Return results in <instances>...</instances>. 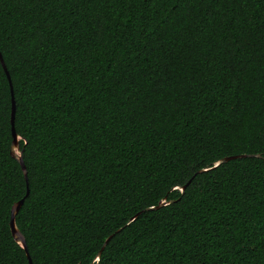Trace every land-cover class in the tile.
I'll list each match as a JSON object with an SVG mask.
<instances>
[{
    "label": "trees",
    "instance_id": "trees-1",
    "mask_svg": "<svg viewBox=\"0 0 264 264\" xmlns=\"http://www.w3.org/2000/svg\"><path fill=\"white\" fill-rule=\"evenodd\" d=\"M0 52V264L23 198L32 264H264V0H0Z\"/></svg>",
    "mask_w": 264,
    "mask_h": 264
},
{
    "label": "water",
    "instance_id": "water-1",
    "mask_svg": "<svg viewBox=\"0 0 264 264\" xmlns=\"http://www.w3.org/2000/svg\"><path fill=\"white\" fill-rule=\"evenodd\" d=\"M0 60H1V63H2V65H3V67H4V69H6L7 76H8V78H9L10 83H11V86H12V82H11L10 74H9V71H8L6 65H5V62H4V59H3V57H2L1 52H0ZM12 93H13V89H12ZM14 106H15V101H14V97H13L12 118H11L12 132H13V136H14L13 147H14V148H18V150H19V145H18L19 137H18V135L16 134V131H15V120L13 119V107H14ZM15 109H16V106H15ZM14 151H15V149H14ZM19 152H20V151H19ZM14 155L16 156L15 153H14ZM247 156H249V155L227 156V157H224L222 160H220V161L218 162L217 165H220V164H222V163H226V162H228V161H230V160H233V159H236V158L247 157ZM250 156H253V155H250ZM255 156H258V155H255ZM16 157H17V156H16ZM17 158H18V160H19V162H20V164H21L22 170L24 171L25 177H26V179H27V168H26V165H25L24 160H23V157H22V151L20 152V156L17 157ZM190 182H191V180L188 182V184H189ZM188 184H187V185H188ZM187 185H185V186L182 187V190H183V191H185ZM28 193H29V189H28V191H27V194H28ZM23 202H24V198L21 199L20 201H18V202L14 205V207H13V209H12V214H11L10 227H11V231H12V234H13L14 238H15L16 241H17V242H18V243H19V244H20V245L26 250V252H27V256H28L29 261H30V264H32V261H31V258H30L29 252H28V247H27V243H26L25 237H24L23 234L18 230V228H17V226H16V223H15V216H16V214L18 213V211H19L20 207L22 206ZM158 207H160V205H159ZM158 207H157V208H158ZM152 209H154V208H152ZM18 236H22L23 239H22V240H18ZM110 238H111V237H109V238L107 239V241L105 242V244H107V242L110 240ZM103 248H104V247H103ZM103 248L101 249L100 253L102 252Z\"/></svg>",
    "mask_w": 264,
    "mask_h": 264
},
{
    "label": "snow or ice",
    "instance_id": "snow-or-ice-1",
    "mask_svg": "<svg viewBox=\"0 0 264 264\" xmlns=\"http://www.w3.org/2000/svg\"><path fill=\"white\" fill-rule=\"evenodd\" d=\"M6 71V69H5ZM13 119L15 120L16 119V113H15V106L13 107ZM23 237L22 236H18V240H22Z\"/></svg>",
    "mask_w": 264,
    "mask_h": 264
},
{
    "label": "rangeland",
    "instance_id": "rangeland-1",
    "mask_svg": "<svg viewBox=\"0 0 264 264\" xmlns=\"http://www.w3.org/2000/svg\"><path fill=\"white\" fill-rule=\"evenodd\" d=\"M14 149H15L16 156L19 157L20 156V152H19L18 148H14Z\"/></svg>",
    "mask_w": 264,
    "mask_h": 264
}]
</instances>
